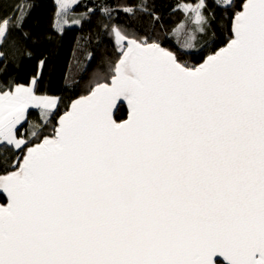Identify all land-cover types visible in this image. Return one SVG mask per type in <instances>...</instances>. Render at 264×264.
<instances>
[{"label": "snow or ice", "instance_id": "obj_1", "mask_svg": "<svg viewBox=\"0 0 264 264\" xmlns=\"http://www.w3.org/2000/svg\"><path fill=\"white\" fill-rule=\"evenodd\" d=\"M40 3L0 0V264H264V0Z\"/></svg>", "mask_w": 264, "mask_h": 264}, {"label": "trees", "instance_id": "obj_2", "mask_svg": "<svg viewBox=\"0 0 264 264\" xmlns=\"http://www.w3.org/2000/svg\"><path fill=\"white\" fill-rule=\"evenodd\" d=\"M85 2H90V0H85ZM131 2V0H129ZM111 3L115 5L116 0H111ZM168 0H157V6L161 12L166 11V5ZM4 10H8L11 5L6 3L4 6ZM51 5L50 0H41L40 6L33 12V18H38L42 23H47L48 19L51 15ZM83 11L82 8H77L76 12ZM123 16V14H121ZM70 18V17H69ZM167 23H172L171 20H167ZM87 25L84 30L81 31L79 29H70L67 31L66 37L64 39L63 45L59 50L58 55L55 57L54 61L52 56H50V64L54 63L55 70L51 74L46 69L45 70V83L44 87L47 88L49 94H60V89L64 85V77L67 73L69 76L75 77L77 80L81 77V70L79 67L75 65L74 57H73V49L76 43V39L79 36L87 35ZM189 62H193L189 59ZM33 70V65H26L20 69L9 68L10 73H18V79L23 80L25 78L26 72H31ZM90 71V69H89ZM88 76L84 75L83 80L80 83L79 88L76 89V94L79 95L83 92ZM127 112L125 106L123 105L120 111L117 113V118L126 119Z\"/></svg>", "mask_w": 264, "mask_h": 264}, {"label": "water", "instance_id": "obj_3", "mask_svg": "<svg viewBox=\"0 0 264 264\" xmlns=\"http://www.w3.org/2000/svg\"><path fill=\"white\" fill-rule=\"evenodd\" d=\"M125 106V109H126V112H127V107H126V105H124ZM127 117V116H126Z\"/></svg>", "mask_w": 264, "mask_h": 264}, {"label": "rangeland", "instance_id": "obj_4", "mask_svg": "<svg viewBox=\"0 0 264 264\" xmlns=\"http://www.w3.org/2000/svg\"><path fill=\"white\" fill-rule=\"evenodd\" d=\"M71 20V17L69 18V21Z\"/></svg>", "mask_w": 264, "mask_h": 264}]
</instances>
